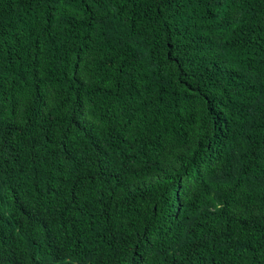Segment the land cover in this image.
<instances>
[{
	"label": "trees",
	"instance_id": "16d2710c",
	"mask_svg": "<svg viewBox=\"0 0 264 264\" xmlns=\"http://www.w3.org/2000/svg\"><path fill=\"white\" fill-rule=\"evenodd\" d=\"M0 264H264V0H0Z\"/></svg>",
	"mask_w": 264,
	"mask_h": 264
}]
</instances>
